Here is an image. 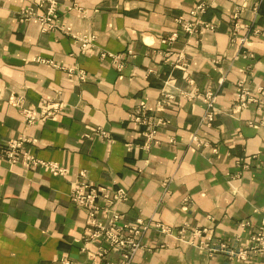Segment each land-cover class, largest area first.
Masks as SVG:
<instances>
[{"label": "crops", "instance_id": "0c3cea01", "mask_svg": "<svg viewBox=\"0 0 264 264\" xmlns=\"http://www.w3.org/2000/svg\"><path fill=\"white\" fill-rule=\"evenodd\" d=\"M50 1L73 34L94 35V50L80 53L71 35L20 20L24 8L45 13ZM198 5L204 11L192 14ZM42 101L62 109L26 123L21 109ZM140 108L153 139L152 126L131 119ZM19 138L66 173L9 163L2 150ZM83 171L124 189L114 209L122 223L152 226L129 264H264L254 239L264 235V0H0V264L120 263L90 238L88 208L70 199ZM181 229L202 234L189 243Z\"/></svg>", "mask_w": 264, "mask_h": 264}, {"label": "built area", "instance_id": "2783aa9c", "mask_svg": "<svg viewBox=\"0 0 264 264\" xmlns=\"http://www.w3.org/2000/svg\"><path fill=\"white\" fill-rule=\"evenodd\" d=\"M38 6H43V2L37 3ZM204 5H198L192 14L197 12L202 13L204 11ZM36 18L40 25L41 30H60L68 35H71L78 43L80 47V53L86 54L94 50L95 47V37L94 35H84L80 36L78 34H73L69 27L60 21L56 3L50 1L46 8L45 13L38 14L34 7H26L20 13V20L28 21ZM204 28H212V25L206 24L204 22H198ZM183 29L188 33H193L196 31V24L186 23L183 25ZM242 40H245L242 39ZM101 58L107 56L104 51H98ZM71 74V70L68 71ZM80 75V74H79ZM239 88L242 85L239 84ZM239 105L238 107L244 106L247 99H245V93L243 89H239L238 92ZM203 99L207 105V112L202 117V123L210 125L215 119V94L208 90L204 93ZM17 100L16 103H20ZM161 104V101L159 102ZM62 109L61 102L52 101H42V105L38 109L22 108L21 113L25 118L26 123H33L39 120H45L47 118L53 117L59 113ZM131 119L138 125H150L152 130L146 134L147 139H153L155 134V124L151 117H149L145 111V108L136 109L131 114ZM96 134L100 137H107V133L98 128L96 129ZM29 140L26 138H19L11 141L6 148L2 150L3 156L9 163L21 162L27 167H33L38 165L46 166L50 172L55 175H64L66 169L60 165L54 163H45L37 159L29 150H27V144ZM126 192L124 189L109 190L105 186L96 185L91 183L83 172L79 173V179L75 182L72 191L70 193V199L73 203L84 206L88 208L87 212V230H89V236L91 239H103L106 241L110 250L115 251L119 254L121 261L119 264H129L136 252L143 247L141 243L142 235L152 227L149 223H145L141 220L135 223H122L120 221V215L114 210L115 205L126 199ZM102 213L105 221L98 219V214ZM155 229L162 232H167L168 229L160 224L154 225ZM180 239H184L189 235L187 242L194 243L195 238L202 234V230L193 229L188 232L184 229L179 231ZM260 245V250H264V235H258L254 238ZM202 244V243H200ZM105 251H100L98 256H102ZM63 264H71L68 261H64ZM97 264V263H93Z\"/></svg>", "mask_w": 264, "mask_h": 264}]
</instances>
